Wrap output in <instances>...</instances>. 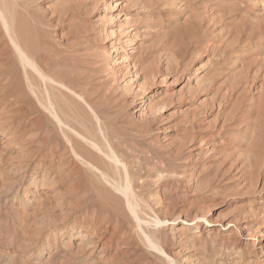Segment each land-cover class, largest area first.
I'll return each instance as SVG.
<instances>
[{
    "label": "rangeland",
    "instance_id": "obj_1",
    "mask_svg": "<svg viewBox=\"0 0 264 264\" xmlns=\"http://www.w3.org/2000/svg\"><path fill=\"white\" fill-rule=\"evenodd\" d=\"M5 4L39 67L90 104L51 88L69 123L101 121L164 253L72 152L0 28V264H264V0Z\"/></svg>",
    "mask_w": 264,
    "mask_h": 264
},
{
    "label": "bare ground",
    "instance_id": "obj_2",
    "mask_svg": "<svg viewBox=\"0 0 264 264\" xmlns=\"http://www.w3.org/2000/svg\"><path fill=\"white\" fill-rule=\"evenodd\" d=\"M6 4H5V0H0V28H1V30L4 29V31H2V32L6 33V34L4 33V35H7L8 39H9L8 42H10L12 44V46H13V50L16 53V55H17V57L19 59V62L22 65V69H23V71L25 73V74L24 73L23 74L26 76L25 77L26 80H27L26 82H27L28 86L30 87V89L32 91H34L33 90V84L31 82L30 76H29L31 71H32L33 74L36 73L34 75L35 76L37 75V78L39 77V79L41 81H43V86L44 87L42 88L43 89L42 92L40 91L39 95L35 93L36 96H37V100L39 101L40 105L48 113V115H50L52 117V120H54L53 123L54 124H58V126H59V128L61 130V131L59 130V133L61 132L62 136L65 137V140L68 143L69 147L71 148L72 152L77 157H79L81 159V160L80 159L79 160L82 161V163L84 162V163L88 164L89 167L87 165L86 166L89 169L92 167V169L94 168L95 170L99 171L101 176L103 177L102 179H105L104 181H107L109 183V187L111 186L112 187L111 189H113V191L114 190L118 191L122 195V201H123L122 203H124V202L126 203L127 210L129 209L130 213L132 214L131 216H133V218L135 219V222H136V224H137V226H138V228L140 230V232H139V235L141 233L140 238L143 239L144 242L148 243L151 246V248H154L155 250H157V251H159L161 253H164V251L161 249V246L157 242V239L154 236L153 231L146 230L143 227V226L146 227V225H142L145 222L142 223L143 221L139 217V214H138V206L139 205H138V201L136 199V193L134 192L133 181H132V178H131V175H130V170H129L128 167H126L121 162V160H120L119 156L117 155L116 151L113 149L112 145L107 140V137H106L105 132H104V128L102 127L103 125L101 124V121L98 119V117L95 115V113H93V115L95 117V119H93V121L95 120V127H94L95 128V132H98L100 136L98 135V133H95L92 136H89V134H91V133L88 130H86L87 132L85 131L87 133V135L82 134L80 132L79 128H77L74 125H72V123H69L70 120L67 118L68 114L66 113L67 117H65V113H64L65 110L63 111V108L59 105L60 101L58 103V101L55 100V97H54L55 94H54L53 90L51 91V88L56 89L60 93V95L61 94L63 95L64 93L66 94L65 90L63 91L62 89H58L56 87V86H60V87H62L64 89H66V90H69V91L73 92L81 101H83V102H85L87 104L86 106H88L91 109L90 104H88L87 101L84 100L83 97L79 93H76L72 89L68 88L62 82H59L58 80L54 79L53 77L47 75L46 71L44 72L43 69H41L39 67L40 65H38V63L36 62L34 57L32 55H30V53L27 50V49H29V46L27 45L28 48H26V46H24V42L23 41L25 39L22 40L24 38V36H23V38H21L20 37L21 33H19L18 30H17V22H16V19L14 18L15 16H13V12L14 11H11L10 9H12V8L8 7ZM8 5H9V3H8ZM8 42H7V45H9ZM8 48H9V46H8ZM92 112H93V109H92ZM58 126H56V128ZM85 129H87V128H85ZM83 132H84V130H83ZM91 132L93 133L94 131H91ZM75 135H77L79 138H82L83 141L84 140H85V142L87 141L90 144V146H92L95 149L93 151H95V152L98 151L99 154L100 153L104 154L103 158H104V156H106L108 161H110L109 164H110V167L113 170V175L112 176H109L108 173L103 172L104 169L102 171L94 162H91L85 155L81 154L75 148L74 143H73L74 141H77L75 139ZM100 138H103V141H100ZM60 141H62V140H60ZM85 142L83 143L84 145H85ZM64 145H67V144H64ZM66 147H68V146H66ZM69 151H70V149H69ZM100 156H99V158H100ZM90 159H92V158H90ZM107 159H105V160H107ZM106 169L108 170V168H106ZM159 221H161V220L158 218V219H155L153 222L156 223V222H159ZM147 229H148V227H147ZM169 264H175V263L172 262L171 259H169Z\"/></svg>",
    "mask_w": 264,
    "mask_h": 264
}]
</instances>
